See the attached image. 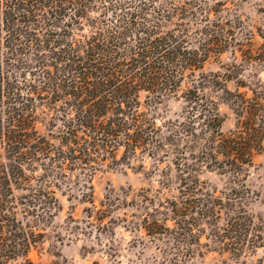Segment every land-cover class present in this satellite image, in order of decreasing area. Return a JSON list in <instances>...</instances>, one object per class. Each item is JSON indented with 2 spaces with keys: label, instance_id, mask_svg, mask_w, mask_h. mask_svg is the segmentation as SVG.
Here are the masks:
<instances>
[{
  "label": "trees",
  "instance_id": "1",
  "mask_svg": "<svg viewBox=\"0 0 264 264\" xmlns=\"http://www.w3.org/2000/svg\"><path fill=\"white\" fill-rule=\"evenodd\" d=\"M239 1L0 0V264L31 263L32 250L56 241L59 195L87 202L102 223L114 204L97 207L94 177L143 156L171 193L139 200L137 227L166 241L164 261L264 245L247 184L264 149V81L240 79L264 51L229 12ZM214 62L222 72L205 70ZM206 86L234 115L225 133ZM171 95L185 115L156 126L150 103ZM208 171L227 178L222 189L201 179Z\"/></svg>",
  "mask_w": 264,
  "mask_h": 264
},
{
  "label": "rangeland",
  "instance_id": "2",
  "mask_svg": "<svg viewBox=\"0 0 264 264\" xmlns=\"http://www.w3.org/2000/svg\"><path fill=\"white\" fill-rule=\"evenodd\" d=\"M229 12L241 18L242 34L250 35L253 50L264 51V37H261L264 35V0H241L233 5ZM228 55H223L224 62H228ZM205 70L223 71L215 62L207 63ZM256 78L264 81V59L253 67L246 66L240 79L249 83ZM236 80L234 78L227 81V87L235 89ZM184 88L185 84L182 85L179 95ZM239 90L245 89L239 87ZM201 92L216 101L223 119L220 129L224 133L227 132L234 125V115L229 106L220 100L221 91L206 86ZM150 104L156 126L160 127L181 119L186 112V102L178 95L165 96ZM41 130L45 131L44 128ZM120 154L121 150L118 151L117 158ZM165 160L161 167L167 164L168 161ZM141 164L143 166H140ZM154 165L152 158L143 156L133 160L131 165L96 174L93 184L97 207L103 209L100 202L107 200L114 204L100 213L102 223L95 220L94 213H91V218L88 217L90 210L87 202L59 195L61 209L56 212L50 227L51 231L56 232V241L50 237L52 245L46 242L42 249L32 250L28 254L31 263L19 259L18 264H169L161 258L166 241L162 240L161 236H147L137 227L138 218L143 213L139 202L143 195L154 197L157 191L161 192L162 197L171 194L163 184L166 178L161 175L160 168H154ZM201 179L220 190L227 178L208 171L201 174ZM247 184L256 191L249 209L255 218L264 222V149L254 156V166L250 168ZM166 224L172 226L171 221ZM262 263L264 245L239 257H233L227 252L205 251L203 256L195 255L189 260V264Z\"/></svg>",
  "mask_w": 264,
  "mask_h": 264
}]
</instances>
